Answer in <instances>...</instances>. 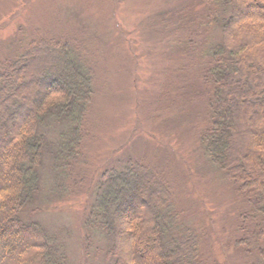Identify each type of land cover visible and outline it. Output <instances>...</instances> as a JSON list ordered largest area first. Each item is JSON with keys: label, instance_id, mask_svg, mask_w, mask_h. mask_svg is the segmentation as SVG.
<instances>
[{"label": "rangeland", "instance_id": "rangeland-1", "mask_svg": "<svg viewBox=\"0 0 264 264\" xmlns=\"http://www.w3.org/2000/svg\"><path fill=\"white\" fill-rule=\"evenodd\" d=\"M207 11L204 0H0V62L30 43H40L38 49L57 44L55 61L69 47L90 76L87 123L76 155L59 181L52 177L55 151L46 149L39 192L19 213L23 222L56 237L65 264H99L94 245L84 251V221L104 174L128 157L163 182L142 191L165 190L161 196L177 212L178 230L196 244L201 264H259L256 253L234 246L236 217L248 205L235 184L209 165L201 147L199 132L207 126L206 99L212 93L201 81L202 50L211 32L218 33L213 25L206 27ZM38 52L32 65L45 59L43 50ZM194 56L197 65L190 67ZM33 77L20 83L36 85L39 77ZM4 118L0 115L5 131ZM62 128L51 124L40 133L55 145L63 140ZM54 183L62 189L50 197Z\"/></svg>", "mask_w": 264, "mask_h": 264}, {"label": "trees", "instance_id": "trees-1", "mask_svg": "<svg viewBox=\"0 0 264 264\" xmlns=\"http://www.w3.org/2000/svg\"><path fill=\"white\" fill-rule=\"evenodd\" d=\"M204 2L206 27L213 25L218 33L211 32V42L202 50L201 81L212 93L206 99L208 123L199 132L201 147L209 165L235 184L248 205L236 217L234 246L256 253L259 264H264V0ZM31 44L0 62V115L12 119L11 124L2 120L5 131L0 126V264H65L56 237L23 222L19 213L39 192L44 152L55 151L52 177L59 181L76 155L87 123L91 82L76 65L79 58L74 50L68 47L55 61L57 44H51L52 49ZM37 50H43L42 56L51 62L43 59L32 65ZM192 59L190 67L199 58ZM33 75L39 77L36 85L20 83ZM49 123L63 127V140L55 145L40 133ZM133 161L137 159L128 157L122 166L104 174L84 221V251L94 245L99 264H184L186 260L201 264L196 244L178 230L177 212L161 196L165 190L142 191L163 182L135 168ZM61 189L54 183L48 195L53 197ZM259 190L260 196L254 197Z\"/></svg>", "mask_w": 264, "mask_h": 264}]
</instances>
